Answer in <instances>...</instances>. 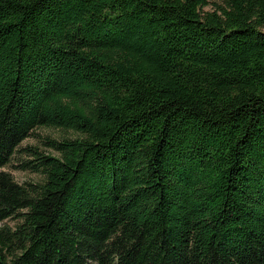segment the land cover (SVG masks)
Segmentation results:
<instances>
[{
    "label": "trees",
    "instance_id": "16d2710c",
    "mask_svg": "<svg viewBox=\"0 0 264 264\" xmlns=\"http://www.w3.org/2000/svg\"><path fill=\"white\" fill-rule=\"evenodd\" d=\"M207 5L0 0V264H264V0Z\"/></svg>",
    "mask_w": 264,
    "mask_h": 264
},
{
    "label": "rangeland",
    "instance_id": "374dc122",
    "mask_svg": "<svg viewBox=\"0 0 264 264\" xmlns=\"http://www.w3.org/2000/svg\"><path fill=\"white\" fill-rule=\"evenodd\" d=\"M209 5H207L203 11H213L215 10V5H223V0H208ZM63 133L59 130L47 129V128H36L32 131L28 138H26L21 145L18 147V150L13 155L10 162L3 168L4 171L8 172L15 182L19 184H25L30 182H39L41 181V176L38 174L31 173L27 170H23L20 165L23 160H28L30 157L24 152L26 147H38L40 150L42 147V140L47 137H59ZM72 133L68 134L69 136ZM15 224L14 220H5L0 222V226L9 225L13 226Z\"/></svg>",
    "mask_w": 264,
    "mask_h": 264
}]
</instances>
